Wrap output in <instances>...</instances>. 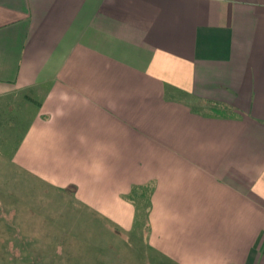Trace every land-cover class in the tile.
Segmentation results:
<instances>
[{
    "label": "crops",
    "instance_id": "0c3cea01",
    "mask_svg": "<svg viewBox=\"0 0 264 264\" xmlns=\"http://www.w3.org/2000/svg\"><path fill=\"white\" fill-rule=\"evenodd\" d=\"M21 108L10 164L109 246L143 221L152 264H264V0H0V118Z\"/></svg>",
    "mask_w": 264,
    "mask_h": 264
},
{
    "label": "rangeland",
    "instance_id": "374dc122",
    "mask_svg": "<svg viewBox=\"0 0 264 264\" xmlns=\"http://www.w3.org/2000/svg\"><path fill=\"white\" fill-rule=\"evenodd\" d=\"M27 112L28 109L21 108L4 113V118H0V126L3 119L6 122L18 119L15 130L13 126L1 127L5 133L0 136L3 147L0 149V157L3 156L0 165V264H111L112 256L125 259L121 249L127 252L129 263H135L138 256L145 260L141 264H152L156 256L148 246H140L147 238V232L140 228L143 221L138 223L133 234L126 236L128 238L116 239V242L126 241L127 246L112 243L109 246V239L114 243L112 234L102 229L98 217L93 219L80 212L72 202L73 193L34 182L24 171L10 164L8 159L14 140L22 135L16 130L27 118ZM3 224L13 229H5ZM99 241L105 243L94 250ZM88 242L91 246H87ZM100 248H103L102 253ZM17 253L20 258L16 257ZM100 256L101 259L94 263L93 259Z\"/></svg>",
    "mask_w": 264,
    "mask_h": 264
},
{
    "label": "trees",
    "instance_id": "16d2710c",
    "mask_svg": "<svg viewBox=\"0 0 264 264\" xmlns=\"http://www.w3.org/2000/svg\"><path fill=\"white\" fill-rule=\"evenodd\" d=\"M151 194L152 188L149 186H136L131 189L127 199L136 207V212L138 211L137 217H147L150 210ZM16 257L20 258L19 253L16 254Z\"/></svg>",
    "mask_w": 264,
    "mask_h": 264
}]
</instances>
